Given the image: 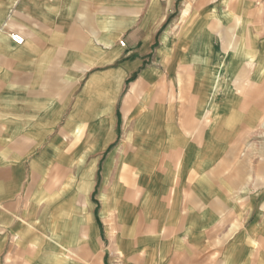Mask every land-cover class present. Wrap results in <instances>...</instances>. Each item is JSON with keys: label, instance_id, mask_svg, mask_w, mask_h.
Masks as SVG:
<instances>
[{"label": "crops", "instance_id": "crops-1", "mask_svg": "<svg viewBox=\"0 0 264 264\" xmlns=\"http://www.w3.org/2000/svg\"><path fill=\"white\" fill-rule=\"evenodd\" d=\"M258 6L0 0V264H264Z\"/></svg>", "mask_w": 264, "mask_h": 264}, {"label": "built area", "instance_id": "built-area-1", "mask_svg": "<svg viewBox=\"0 0 264 264\" xmlns=\"http://www.w3.org/2000/svg\"><path fill=\"white\" fill-rule=\"evenodd\" d=\"M11 41L15 44V45H22L24 42V39L22 36H20L19 34H12L10 36Z\"/></svg>", "mask_w": 264, "mask_h": 264}, {"label": "rangeland", "instance_id": "rangeland-1", "mask_svg": "<svg viewBox=\"0 0 264 264\" xmlns=\"http://www.w3.org/2000/svg\"><path fill=\"white\" fill-rule=\"evenodd\" d=\"M257 3H259V1L257 2ZM258 8H259V10H261L262 11V17L264 18V7L263 6H258ZM263 8V9H262ZM261 141H264V130L262 131V133H261V139H260Z\"/></svg>", "mask_w": 264, "mask_h": 264}]
</instances>
